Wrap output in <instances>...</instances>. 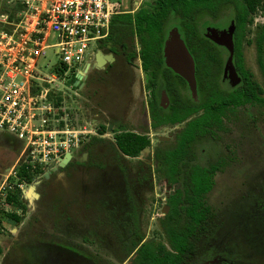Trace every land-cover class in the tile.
Wrapping results in <instances>:
<instances>
[{
    "label": "flooded vegetation",
    "instance_id": "1",
    "mask_svg": "<svg viewBox=\"0 0 264 264\" xmlns=\"http://www.w3.org/2000/svg\"><path fill=\"white\" fill-rule=\"evenodd\" d=\"M261 2L243 35L237 33L230 12L202 21L197 34L194 31L187 40L179 31L194 64L193 85L167 65L166 42L171 30L178 29L175 26L167 31L160 59L149 64L141 56L138 34L127 35L121 43L107 41L108 34L94 47L79 74L77 97L79 122L89 125L93 134L66 168V184H55L65 188L63 198L46 199L48 205L39 204L34 210L39 217L32 220L34 226L28 232L44 236L29 238L27 234L26 241L18 244L23 230L19 234L15 264H102L85 250L54 239L73 217L92 229L101 245L112 242L114 252L129 264L143 243L152 242L143 236L147 207L137 188H155L158 180L165 184L166 204L157 214L162 219L169 213L167 198L180 182L166 178L156 156L179 150L186 131V153L193 164L218 173L238 166L243 126L250 127L248 132H259L264 121ZM143 7L121 14L135 15ZM249 47L252 51L246 50ZM125 134L149 142L138 157L127 156L119 147L117 140ZM253 136L264 141V135ZM259 145L254 147L256 158ZM75 158H79L76 163ZM165 206L169 207L166 214ZM133 242L139 246L126 256ZM10 253L12 249L4 264H13Z\"/></svg>",
    "mask_w": 264,
    "mask_h": 264
},
{
    "label": "built area",
    "instance_id": "2",
    "mask_svg": "<svg viewBox=\"0 0 264 264\" xmlns=\"http://www.w3.org/2000/svg\"><path fill=\"white\" fill-rule=\"evenodd\" d=\"M146 2L0 0V131L22 145L0 185V207H5L10 189L26 191L27 183L17 176L20 169L47 172L93 134L89 125L79 122L75 93L60 84L68 71H82L89 53L108 36L115 15ZM46 49L60 56L51 76L39 69Z\"/></svg>",
    "mask_w": 264,
    "mask_h": 264
},
{
    "label": "trees",
    "instance_id": "3",
    "mask_svg": "<svg viewBox=\"0 0 264 264\" xmlns=\"http://www.w3.org/2000/svg\"><path fill=\"white\" fill-rule=\"evenodd\" d=\"M261 3V0H150L135 15H115L110 24L107 41L112 42L114 39L115 42L121 43L127 35L138 34L141 56L144 62L149 64L160 59L163 41L171 26L177 27L187 40L194 31L197 34L202 21L222 18L230 12L235 19L237 33L243 35L251 14ZM263 43L264 32L261 31L259 46ZM187 140L186 131L179 150L156 156L166 178H176L180 182L167 198L169 213L161 219L167 244L143 243L138 248L132 264H192L199 245L209 238L215 229L217 215L207 203L206 197L215 186L218 171L193 164L186 153ZM117 142L122 151L130 157H138L141 150L149 145V142H142L139 137L129 134L120 136ZM42 173L20 169L17 176L20 181L32 184ZM11 182H14V179H11ZM26 203L19 188L9 190L5 207H0V234L4 230L3 222L16 226L24 220ZM8 206L15 209L14 212L3 209ZM16 210H20L21 214H17ZM139 242H133L126 256L135 251ZM2 253L0 246V255Z\"/></svg>",
    "mask_w": 264,
    "mask_h": 264
},
{
    "label": "rangeland",
    "instance_id": "4",
    "mask_svg": "<svg viewBox=\"0 0 264 264\" xmlns=\"http://www.w3.org/2000/svg\"><path fill=\"white\" fill-rule=\"evenodd\" d=\"M258 15L262 16L264 13L258 12ZM249 48L246 50L252 51L251 47ZM253 57L251 53L252 62ZM59 61L60 56L54 49L44 50L38 62L41 73L44 76H51L54 74V66ZM73 78V73L68 71L60 86L67 93L72 95L75 93V97H78V89L71 88ZM258 79L259 83H262L260 78ZM259 124V132H248L251 130L250 127L243 126L244 146L240 157H236L238 166L235 169L224 170L215 177V186L206 199L217 215L216 226L212 235L199 245L192 264H264V141L253 138V134L264 135L262 134L264 121ZM259 143L260 145L256 148L258 155L256 158L255 155L253 156L254 147ZM3 151L0 149V158L6 161L10 155ZM77 155V151H73V157ZM1 174H4V171ZM137 192L140 200L147 207L144 218L146 224L144 238L152 240L151 243L155 245L166 244L165 230L157 214L159 208L166 204L165 184L158 180L155 188H137ZM31 212V210L26 212V217L21 222L23 236L18 240V244L26 241L27 234H31L29 238L44 236L32 231L28 232L27 227L32 221ZM3 228L4 231L0 234V246L3 250L0 255V264H4L9 249H12V253L8 256H12L11 258L14 259L12 262L15 264L19 258V255L14 252L20 248L16 246L19 233L16 231L12 233V225L6 222H3ZM58 231L62 233L54 237L56 241L81 248L102 264H127L128 262L114 252L112 242H106V245L98 243L101 240L94 235V231L82 224L77 217L67 220L66 225ZM26 252L30 254V251L26 250Z\"/></svg>",
    "mask_w": 264,
    "mask_h": 264
},
{
    "label": "crops",
    "instance_id": "5",
    "mask_svg": "<svg viewBox=\"0 0 264 264\" xmlns=\"http://www.w3.org/2000/svg\"><path fill=\"white\" fill-rule=\"evenodd\" d=\"M10 10H12V8ZM109 32H110V29H109ZM54 73H55V71H54ZM80 73H78V75H73L74 78L72 79V85L75 88H77V89L80 87V83H81V78L80 79L78 78V76H79ZM77 81L79 82L78 85H76V82ZM81 148L82 147H80L79 149L75 150L78 153L77 157H79L80 154L82 153V151H81L82 149ZM0 149L2 151L4 150L3 152H7L10 155V158H8L6 161H2L1 158H0V185H1V183L3 182V180L7 177L8 172L10 171V168L18 160V158L20 156V153H21L22 145H21V142L19 140H17L16 138L12 137L11 135H9L6 132H1L0 131ZM72 156H73V152H72ZM84 156H86V155H84ZM78 159L79 158H75L74 162L75 163L78 162ZM8 164H9V166H8ZM71 165H74V163L71 164ZM69 166H70V164H67L64 168H59V166H54V167L57 168L56 171H53V169L49 170V171H53V173L50 175L49 179L43 180L36 187V189H35V192H37L39 194L38 199L37 200H34V201L30 202V203L26 201L27 202L26 203V205H27V211L26 212H28L29 210L32 211L31 212V218H32V220L33 219L37 220L38 217H39V215L35 214V212H34V210L36 209V207L39 206V204L41 205V204H46L47 203L46 205H48L50 203V202L46 201V199H62L63 198L64 189L65 188L64 187H63L64 189L63 188H60V186L59 187H56L55 184L56 183H59V184L62 183L63 184L66 181H68L67 180V174H66L65 170ZM2 171H4V174H1ZM49 171H47V172H49ZM47 172L46 171L43 172L39 177H37V179H35V181L39 180ZM32 184H28L27 183L26 189L28 190L29 187ZM23 192H25V191L23 190L22 193ZM23 198H24V195H23ZM40 199L42 200V203H40V201H39ZM3 209L5 211H9V212H14V210H15L11 206H8V207L3 208ZM16 212H17V214H21V211L20 210H16ZM24 217H26V213L24 214ZM8 224H10V223H8ZM21 224L22 223H20V224H18L16 226H13L12 224H10L13 227L12 228V233H15V231H16V233H19L20 234L21 233V228H20V225ZM29 224L30 225L27 228H30V227H33L34 226L33 223H32V221ZM18 230H20V231L18 232ZM19 234H17V235H19ZM17 235H15V236H17Z\"/></svg>",
    "mask_w": 264,
    "mask_h": 264
},
{
    "label": "water",
    "instance_id": "6",
    "mask_svg": "<svg viewBox=\"0 0 264 264\" xmlns=\"http://www.w3.org/2000/svg\"><path fill=\"white\" fill-rule=\"evenodd\" d=\"M165 57L167 61V65L171 67L176 73L179 75L185 77L192 85L194 84V64L192 59L190 58L187 49L185 47V44L183 40L181 39V35L179 33L178 29L171 30L169 33L167 42H166V48H165ZM80 79V76H78ZM79 82H76V85H78ZM73 160V156L71 154L65 155L60 162H59V168H64L67 164H69ZM53 171H56L57 168L53 167ZM53 171H49L45 173L39 180L35 181L28 190L23 192L24 199L27 202H32L34 200H37L39 197V194L35 192L36 187L43 181L49 179L50 175L53 173ZM169 207L165 206L164 213H168ZM136 255L133 256L132 261L129 262V264L133 263V260L135 259Z\"/></svg>",
    "mask_w": 264,
    "mask_h": 264
}]
</instances>
